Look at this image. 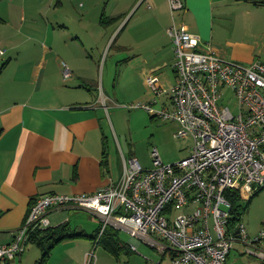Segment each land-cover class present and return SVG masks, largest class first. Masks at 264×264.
I'll return each mask as SVG.
<instances>
[{
  "label": "built area",
  "instance_id": "built-area-1",
  "mask_svg": "<svg viewBox=\"0 0 264 264\" xmlns=\"http://www.w3.org/2000/svg\"><path fill=\"white\" fill-rule=\"evenodd\" d=\"M168 3L171 14L184 9L182 0ZM166 33L175 82L166 89L157 75L147 76L151 93L165 100L160 108L155 100L136 108L176 123L177 138L193 141L190 155L164 164L153 148L151 166L143 167L122 154L120 179L96 193L34 199L11 242L0 244V264L18 258L35 231L51 228L49 214L57 210L90 212L101 220L99 238L107 226L124 230L134 251L144 242L167 255L169 264H227L235 243L264 264V221L254 238L242 223L229 227L231 206L224 196L231 190L248 201L264 189V63L224 59L203 49L182 25L173 23ZM70 75L63 65V77ZM85 264H93L92 255Z\"/></svg>",
  "mask_w": 264,
  "mask_h": 264
},
{
  "label": "crops",
  "instance_id": "crops-1",
  "mask_svg": "<svg viewBox=\"0 0 264 264\" xmlns=\"http://www.w3.org/2000/svg\"><path fill=\"white\" fill-rule=\"evenodd\" d=\"M182 1L184 9L171 14L169 0H0V244L11 242L34 199L49 194L91 195L120 179L122 173L114 177L110 171L104 98L100 102L104 92L94 90L93 66L99 61H84L92 60L88 51L109 44L111 28L113 33L120 30L119 36L128 28L136 31L142 40L134 44L157 49L175 23L197 35L203 49L237 61L221 46L215 47L213 40L217 17L224 18L230 5L240 1ZM139 2L136 11L144 3L147 6L134 19L132 9ZM68 7L71 13L65 16ZM103 18L116 20L103 25ZM63 65L71 71L67 79ZM157 68L147 76L157 75ZM71 211L90 214L74 215L78 219L92 222L94 217L101 223L87 211L57 210L49 214L51 228L68 223L87 234L100 228L97 223H71ZM235 244L244 254L243 245Z\"/></svg>",
  "mask_w": 264,
  "mask_h": 264
},
{
  "label": "rangeland",
  "instance_id": "rangeland-1",
  "mask_svg": "<svg viewBox=\"0 0 264 264\" xmlns=\"http://www.w3.org/2000/svg\"><path fill=\"white\" fill-rule=\"evenodd\" d=\"M239 1L230 5L224 18L217 17L213 45L224 48L229 58L232 57L241 64L249 65L247 59L264 63V5L261 4L264 0ZM141 2L132 9V13ZM146 6L144 3L136 13L134 12V19L143 13ZM70 9L66 8L63 14L68 16L71 13ZM219 19H222V22H219ZM113 30V28L110 30L109 44L103 49L88 51L92 60H84L99 61L93 66L95 70L93 83L97 93L104 92L100 102L104 98L102 117L108 140L111 174L113 173L115 177L122 173V154L127 160L136 158L143 167L151 166L153 148L157 150L164 164L175 163L188 157L193 141L191 138H177L176 123L158 117L152 118L144 109L136 108L137 105L152 103L154 100L157 102L155 108H160L165 100L164 97L155 98L145 84L147 74L153 69L158 67L156 73L166 89L175 82L172 71L174 53L171 49L172 44L169 45V38L158 41V48L154 49L147 45L134 44V41L142 40L136 37V31L128 28L119 36L120 30L116 33H113ZM163 43L169 47H163ZM259 195L260 198L258 196L251 198L247 211L245 206L248 201H242L245 211L241 214L240 222L248 230L250 238L258 235L264 221V190ZM178 213L180 211H176V214ZM76 214L90 217L86 212L71 211L69 214L71 223H97V227L100 225L101 228L102 225L96 218L93 217L92 222H87L81 217L78 219L74 216ZM88 230H92L91 226ZM116 231L119 240L125 246V250L118 256L110 253L102 244L95 247V242L89 239L67 240L50 252L47 264H80V260L83 264L85 254L93 256V264H169L170 259L167 255L163 257L156 248L144 242H140L134 251L131 236L124 230ZM259 246L264 249V240ZM234 248L227 264H260V260L255 256L240 254L242 249L240 244H235ZM41 257L42 250L27 243L21 259L16 258L9 264H37Z\"/></svg>",
  "mask_w": 264,
  "mask_h": 264
},
{
  "label": "trees",
  "instance_id": "trees-1",
  "mask_svg": "<svg viewBox=\"0 0 264 264\" xmlns=\"http://www.w3.org/2000/svg\"><path fill=\"white\" fill-rule=\"evenodd\" d=\"M264 5V1L261 2ZM116 20V19H115ZM114 19H102L101 23L106 25L108 22L115 21ZM154 118V117H152ZM263 190V189H262ZM260 192V191H259ZM258 192V193H259ZM257 193V194H258ZM254 195V196H257ZM225 199L231 206V218L229 227H234L237 224L241 223V214L242 212L248 210L250 205V200H248L245 209H243L242 198L240 197L238 192L227 190L224 193ZM101 228H98L94 233L87 234L82 231H77L73 229L68 223H63L57 227L49 228L46 230H38L35 231L29 238V243L37 246L42 250V257L37 262V264H47V261L50 257V252L60 243L67 240H78V239H89L95 242L96 246L102 244L106 250L112 253L115 256H118L120 252L125 250V246L118 238L117 231L107 226L105 227L101 237L99 238V231Z\"/></svg>",
  "mask_w": 264,
  "mask_h": 264
}]
</instances>
